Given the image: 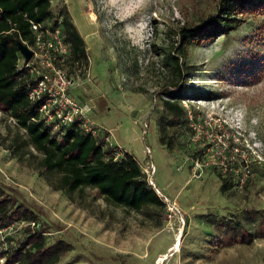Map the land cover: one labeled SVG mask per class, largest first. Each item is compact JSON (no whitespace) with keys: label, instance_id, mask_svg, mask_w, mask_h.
<instances>
[{"label":"rangeland","instance_id":"374dc122","mask_svg":"<svg viewBox=\"0 0 264 264\" xmlns=\"http://www.w3.org/2000/svg\"><path fill=\"white\" fill-rule=\"evenodd\" d=\"M219 1L51 0L55 16L68 9L87 45L89 76L69 96L90 108L110 144L137 158L166 205L136 212L107 203L97 190H56L39 168L40 154H12L19 131L0 106V185L39 216L37 228L49 227V244L73 245L61 263L264 264V239L217 245L219 221L255 232L248 211L264 210L263 13L189 50L186 62L195 68L182 92L189 122L167 128L171 148L160 142V94L172 80L165 63L177 31ZM22 230L6 232L0 247L19 243Z\"/></svg>","mask_w":264,"mask_h":264},{"label":"trees","instance_id":"16d2710c","mask_svg":"<svg viewBox=\"0 0 264 264\" xmlns=\"http://www.w3.org/2000/svg\"><path fill=\"white\" fill-rule=\"evenodd\" d=\"M253 12L264 14V0H220L214 12L179 28L178 41L165 63L172 80L160 94L164 96L166 119L160 128L161 144L171 148L166 140L167 128L182 127L189 122L182 105L186 79L195 68L186 62L189 50L235 32ZM59 20L64 39L70 46L69 64L89 67L86 42L67 8L55 16L51 0H0V106L16 122L19 131L10 146L12 154L18 158L29 154L34 157L33 150L40 154L39 168L48 178H54L52 186L58 191L97 190L107 203L136 212L150 207L165 208V202L150 185L132 153L109 146L104 137L87 134L77 124L55 129L54 124L41 119L42 103L29 99L35 80L21 66L20 45L32 43L31 23L55 25ZM222 180L225 192L229 182L227 177ZM248 213L257 222V230L252 232L240 222L221 220L217 225L222 232L217 241L219 247L264 239V210L250 209ZM38 221L39 216L29 206L0 185V231L27 223L19 243L9 242L7 247H0L2 264H72L61 263V259L73 250V245L61 239L49 244V227L32 226ZM3 243L5 239L0 237V244Z\"/></svg>","mask_w":264,"mask_h":264},{"label":"built area","instance_id":"2783aa9c","mask_svg":"<svg viewBox=\"0 0 264 264\" xmlns=\"http://www.w3.org/2000/svg\"><path fill=\"white\" fill-rule=\"evenodd\" d=\"M33 41L31 44L24 43L32 52V59L26 63L25 58L21 61L22 68H26L33 76L35 84L29 92L32 102H41L40 117L49 124H54L55 129L74 124L80 129L93 136L104 137L109 146L110 133L94 123L89 116L90 108L76 98L69 96L75 83H82L89 76V67H78L69 64L71 55L70 46L65 41L61 21L57 24L31 23ZM147 174V170L143 169ZM150 185L160 195L153 178H149ZM19 227L27 226L26 222L19 223ZM16 226L8 227L0 231V237L4 239L6 232H11ZM33 227H38L36 223ZM3 263V260L0 262Z\"/></svg>","mask_w":264,"mask_h":264},{"label":"water","instance_id":"95a60500","mask_svg":"<svg viewBox=\"0 0 264 264\" xmlns=\"http://www.w3.org/2000/svg\"><path fill=\"white\" fill-rule=\"evenodd\" d=\"M20 51L24 56L26 63H28L32 59L33 52L25 44L20 45Z\"/></svg>","mask_w":264,"mask_h":264},{"label":"bare ground","instance_id":"6f19581e","mask_svg":"<svg viewBox=\"0 0 264 264\" xmlns=\"http://www.w3.org/2000/svg\"><path fill=\"white\" fill-rule=\"evenodd\" d=\"M165 259V258H164ZM160 262H163V259H161V261Z\"/></svg>","mask_w":264,"mask_h":264}]
</instances>
